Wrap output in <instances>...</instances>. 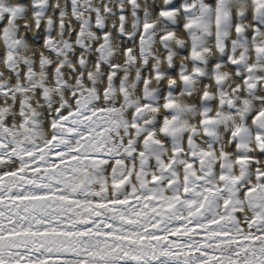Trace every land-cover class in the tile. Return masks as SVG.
<instances>
[{"label":"snow or ice","instance_id":"snow-or-ice-1","mask_svg":"<svg viewBox=\"0 0 264 264\" xmlns=\"http://www.w3.org/2000/svg\"><path fill=\"white\" fill-rule=\"evenodd\" d=\"M0 264H264V0H0Z\"/></svg>","mask_w":264,"mask_h":264},{"label":"bare ground","instance_id":"bare-ground-1","mask_svg":"<svg viewBox=\"0 0 264 264\" xmlns=\"http://www.w3.org/2000/svg\"><path fill=\"white\" fill-rule=\"evenodd\" d=\"M31 33L29 34V42L31 43L32 41H31ZM42 42V41H41ZM183 54H186V53H183ZM179 63V61L177 60V64ZM189 67H191V65H189ZM166 83V82H165Z\"/></svg>","mask_w":264,"mask_h":264}]
</instances>
